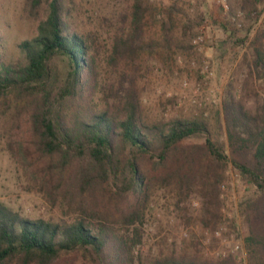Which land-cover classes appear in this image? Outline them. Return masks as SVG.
<instances>
[{"label": "trees", "instance_id": "obj_1", "mask_svg": "<svg viewBox=\"0 0 264 264\" xmlns=\"http://www.w3.org/2000/svg\"><path fill=\"white\" fill-rule=\"evenodd\" d=\"M26 1L34 15L40 17L44 9L45 16L37 34L18 44L10 59L0 51V103L10 95L31 100L35 143L42 156L58 158L51 171L60 180L70 175L77 196L93 192L95 198L126 205L134 224L154 185L177 184L182 192L198 187L207 225L219 205L220 171L231 165L256 190L257 197L246 203V244L249 264H264V98L249 85L264 83V29L244 94H236L232 84L227 88L225 136L215 138L203 115L150 121L140 101L137 83L146 56L161 49L170 59L189 37L188 23L183 25L185 41L177 36L178 2L161 11L149 0H133L129 9L105 14L108 0ZM249 1L254 12L264 2ZM84 3L98 6L90 10L98 23L93 30L75 23ZM155 29L159 39L151 32ZM103 50L104 83L98 69ZM97 91L103 94L102 106L94 102ZM221 125L217 121L219 131ZM81 213L71 223H53L25 218L0 203V264H53L76 252L87 254L90 264H237L192 254L144 259L137 250V229L119 233L92 209L83 206Z\"/></svg>", "mask_w": 264, "mask_h": 264}, {"label": "rangeland", "instance_id": "obj_2", "mask_svg": "<svg viewBox=\"0 0 264 264\" xmlns=\"http://www.w3.org/2000/svg\"><path fill=\"white\" fill-rule=\"evenodd\" d=\"M132 1L108 0L103 12L129 9ZM247 1L149 0L153 9L161 11L178 2L182 10L178 13L179 39L185 41L183 25L188 23L190 28L183 47L175 48L170 59L159 49L160 52L146 56L142 62L137 87L148 120L203 115L213 125L215 138H224L227 88L232 84L236 94H244L242 86L250 79L251 58L254 48L260 46L257 39L264 29V2L254 12ZM97 7L95 3H84L75 12V23L84 30L96 28L98 23L91 11ZM250 10L252 15L248 17ZM44 16V9L40 17L34 15L26 0H0V51L5 58L10 59L18 44L37 34ZM233 31L235 35L231 37ZM151 32L158 38L157 29ZM197 35L203 37L198 43L194 41ZM106 52L103 50L99 58L102 83L108 78ZM253 82V86L249 85L263 99L264 83ZM250 97L253 99L254 95ZM102 98V92L97 91L94 102L102 106ZM30 102L10 95L0 103V203L4 206L25 218L53 223H71L82 215L81 207L90 208L119 233H133L137 229L141 235L137 250L144 259L173 253L197 255L206 260L231 258L237 264H249L246 238L250 233L245 210L246 203L257 195L254 187L231 165L220 171L223 178L217 189L219 205L215 214L206 219L207 225L200 188L182 192L177 184L154 185L148 201L141 207V217L135 224L129 223L127 214L132 210L126 205L124 208L122 203L95 198L93 192L77 196L71 188L70 175L60 180L51 171L53 164L58 165V158H46L38 149L29 123ZM217 121L222 123L221 131L216 127ZM53 264L90 262L87 254L76 252L61 255Z\"/></svg>", "mask_w": 264, "mask_h": 264}, {"label": "built area", "instance_id": "obj_3", "mask_svg": "<svg viewBox=\"0 0 264 264\" xmlns=\"http://www.w3.org/2000/svg\"><path fill=\"white\" fill-rule=\"evenodd\" d=\"M202 39H203V37L200 35H197L195 38H194V41L196 42V43H198V41H202Z\"/></svg>", "mask_w": 264, "mask_h": 264}]
</instances>
